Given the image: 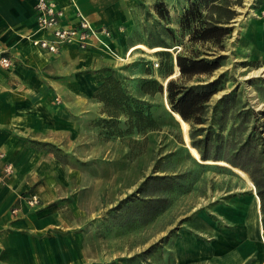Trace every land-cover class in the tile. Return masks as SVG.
Wrapping results in <instances>:
<instances>
[{"label":"rangeland","instance_id":"rangeland-1","mask_svg":"<svg viewBox=\"0 0 264 264\" xmlns=\"http://www.w3.org/2000/svg\"><path fill=\"white\" fill-rule=\"evenodd\" d=\"M156 1H164L168 5L170 22L157 20L153 4L151 10L143 13L136 32L128 35L129 47L125 53L119 54L122 59L106 53V57L102 55L105 64L100 69L88 68L77 74L91 79L95 74L101 75L98 72L104 68H123L143 59L154 63L153 77L165 83L164 77L157 71L159 61L155 55L165 49H150L141 44L144 41L154 43L158 37L170 43V37L162 32L165 26L175 29L178 44L181 45L169 50L175 59L179 53L211 57V54L218 50L212 43L192 44L188 35L180 31L178 18L190 0ZM263 3L264 0H244L241 7H235L238 16L232 23V35L225 40L226 51H217V54L228 56L223 67L213 75H198L191 79L181 78L179 69L175 68L171 77L191 85L205 80L212 81L226 73L225 88L214 95L210 104L214 105L224 94L240 89L242 100L249 107L264 111V100L251 84L254 80L264 79V65L259 68L245 66V62H264V55L239 53L242 39L247 34L246 28L259 16L264 18V13L257 12L258 6ZM158 31L161 34H157ZM135 43L139 45L135 46V50H131L132 56L129 57V49ZM247 45L250 49L255 46L253 42ZM108 55L110 59L107 58ZM123 73L130 79L144 76L133 67L123 70ZM75 81L76 75L71 87L58 90L55 99L56 105L61 108V118L70 123V127L57 128L52 142L36 141L39 142V148L32 144L38 150L51 153L59 165L57 183L54 186L55 200L49 207L61 211L62 224L72 228L58 227L57 231L65 235H82L87 242L89 257L97 261V264H192L187 263L189 259L186 260V254L181 257L177 245L180 246L182 242L187 245L191 239L194 232L193 219L201 213H208L209 210L229 207L237 199L252 204L253 197L247 194L254 192L246 178L237 172L242 171L230 168L224 162L207 161L209 166L206 168H199L195 164L184 149L191 145L190 125L178 114L174 113L175 117L169 114L165 93L158 94L151 100L157 104L154 115L161 130L150 133L146 144L142 143L138 149L131 150L121 139L103 141L99 130L91 124L93 118L99 115L101 107L91 96L93 88L96 87L95 83L88 80V85L79 87ZM76 95L82 97L78 98ZM57 99H60V103ZM181 139L184 145L180 143ZM43 143L50 146L46 147ZM189 149V153L203 162L195 148L190 146ZM160 159L159 172L156 175L187 173L190 178L198 177L197 181L185 192L174 194L170 207L153 222L132 231L120 232L121 222L110 211L135 192L146 177L153 175ZM246 177L250 180L248 175ZM132 218L133 215L130 220ZM181 260L183 263L179 262Z\"/></svg>","mask_w":264,"mask_h":264},{"label":"crops","instance_id":"crops-1","mask_svg":"<svg viewBox=\"0 0 264 264\" xmlns=\"http://www.w3.org/2000/svg\"><path fill=\"white\" fill-rule=\"evenodd\" d=\"M56 2L65 13V24L75 26L84 17L93 27L110 30V51L97 44L86 51L65 46L59 54L44 52L32 43L44 36L38 30L36 0H0V43L13 60L11 69L0 68V152L5 156L0 165L9 162L15 169L6 182H0V264H97L89 257L82 235L57 231L72 228L62 224L61 211L49 207L55 200L59 165L51 153L30 141L52 142L57 128L70 127L61 118L56 92L70 88L75 75L79 87L88 85V80L95 86L102 81L100 74L88 79L77 73L100 69L103 58L113 56L111 51L125 53L128 35L136 32L143 13L156 0ZM258 7L257 12L264 13V3ZM251 23L239 53L264 55V18ZM250 42L253 49L247 45ZM138 45L131 46L129 57ZM31 194L40 198L37 207L25 201L24 196ZM255 194L256 190L247 207L235 201L195 217L191 239L187 245H177L181 257L186 254L192 264H264V229ZM15 207L20 208L17 214L12 212Z\"/></svg>","mask_w":264,"mask_h":264},{"label":"trees","instance_id":"trees-1","mask_svg":"<svg viewBox=\"0 0 264 264\" xmlns=\"http://www.w3.org/2000/svg\"><path fill=\"white\" fill-rule=\"evenodd\" d=\"M243 1L190 0L178 18L179 29L188 35L190 43H212L217 47L218 50L211 57L179 53L175 59L169 50L181 45L178 44L175 29L167 26L162 28V32L170 37V43L159 37L154 43H141L150 49H165L155 53L159 61L157 71L165 81L174 74L175 68L179 69L181 78L191 79L198 75H213L226 64L228 56L217 54V51H226L225 40L232 35V23L238 16L235 7H241ZM153 7L157 20L171 21L168 5L164 1H156ZM249 65L259 68L264 62H245V66ZM131 67L144 76L130 79L123 70ZM153 67L152 61L139 59L123 68L107 67L99 70L103 79L93 88L91 96L101 107L99 115L92 120V126L99 130L103 141L121 139L131 150H136L140 144L148 142L150 133L161 130L154 115L157 104L151 100L165 93L169 114L173 117L174 113L178 114L190 125V146L199 152L203 162L189 153L190 146L184 149L199 168L209 166L207 161L224 162L230 168L239 169L248 175L260 200L261 225L264 229V111L249 107L242 100L240 89L224 94L211 105L214 95L225 88L226 73L212 81L191 85L172 78L165 86L166 82L162 83L153 77ZM251 84L264 100V79L254 80ZM30 143L40 147L39 142ZM180 143L184 145L182 139ZM160 163L161 159L153 175L146 177L135 192L110 211L121 222L120 232L132 231L153 222L170 207L174 194L185 192L197 181L198 177L190 178L187 173L156 175ZM247 196L252 198L254 193ZM244 205L247 207L249 204ZM132 215L134 218L130 220Z\"/></svg>","mask_w":264,"mask_h":264},{"label":"built area","instance_id":"built-area-1","mask_svg":"<svg viewBox=\"0 0 264 264\" xmlns=\"http://www.w3.org/2000/svg\"><path fill=\"white\" fill-rule=\"evenodd\" d=\"M37 25L38 30L44 33L41 38L32 39V43L51 54H59L62 47L74 46L81 51L92 49L98 46L110 51L108 45L111 39V31L107 28H95L84 17L75 26L64 23L65 13L59 8L56 0H36ZM13 60L0 43V68L11 69ZM60 103V99H57ZM5 156L0 152V159ZM12 163L5 162L0 165V182H6L14 173ZM25 201L30 207H37L40 198L36 194L25 196ZM20 208L15 207L13 213L17 214Z\"/></svg>","mask_w":264,"mask_h":264},{"label":"bare ground","instance_id":"bare-ground-1","mask_svg":"<svg viewBox=\"0 0 264 264\" xmlns=\"http://www.w3.org/2000/svg\"><path fill=\"white\" fill-rule=\"evenodd\" d=\"M135 49H136V47H133V48H132V51L135 50ZM111 54H112L115 58L122 59V57H121L120 55H118L117 53H115L114 51H111ZM210 163H214V162H210ZM237 172H239L241 176H243V177L246 178L245 180L248 181V184L251 186L253 192L255 193L256 188H255L254 184H253L250 180H248V178L246 177L245 174H243V173L240 172V171H237ZM255 199H256V204L259 205L260 200H259V197L257 196V194H255Z\"/></svg>","mask_w":264,"mask_h":264},{"label":"water","instance_id":"water-1","mask_svg":"<svg viewBox=\"0 0 264 264\" xmlns=\"http://www.w3.org/2000/svg\"><path fill=\"white\" fill-rule=\"evenodd\" d=\"M172 78H174V77H171L170 79H172ZM170 79H168L167 81H166V83H165V86L167 85V82L170 80ZM168 109H169V107H168ZM180 117V116H179ZM182 119V118H181ZM183 120V119H182ZM184 121V120H183Z\"/></svg>","mask_w":264,"mask_h":264}]
</instances>
